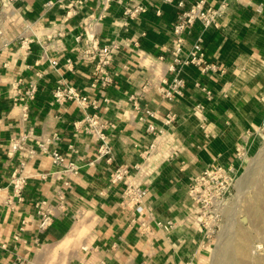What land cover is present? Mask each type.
Instances as JSON below:
<instances>
[{
    "label": "crops",
    "instance_id": "obj_1",
    "mask_svg": "<svg viewBox=\"0 0 264 264\" xmlns=\"http://www.w3.org/2000/svg\"><path fill=\"white\" fill-rule=\"evenodd\" d=\"M207 1L229 4L217 27L196 23L186 32L184 50L189 52L201 36L206 60L220 65L216 72L194 64L166 70L174 59L172 25L180 11L173 2L154 0L139 18H127L126 2L115 0L97 22L102 0H22L11 12L0 11L10 42L0 56V264L18 257L26 264H206L210 241L194 214L189 184L211 164L237 168V147H247L264 123V0ZM23 37L31 40L29 50L20 45ZM93 37L100 45L120 44L106 94L91 86L93 62L81 59ZM51 58L59 61L58 70ZM67 59L73 60L72 69L64 66ZM163 72L169 80L180 76L186 81L174 100L163 98L155 87L143 88ZM16 77L38 81L26 116L12 99ZM59 80L98 100L99 108L87 112L115 122L111 163L96 159V141L75 125L86 110L74 101L55 102ZM133 93H140L138 110L130 99ZM147 109L153 114L147 115ZM167 113L176 114L174 124L164 123ZM149 124L164 132L148 131ZM28 132L30 144L57 132L56 147L82 167L66 187L54 174L61 167L47 155L27 159L23 199L11 207L5 200L13 193L9 181L21 155L8 153L9 142ZM120 164L140 165L126 178L147 190L139 217L122 204L125 183L110 179ZM39 207L54 210L44 230ZM156 220L171 221L173 227L162 229Z\"/></svg>",
    "mask_w": 264,
    "mask_h": 264
},
{
    "label": "built area",
    "instance_id": "obj_2",
    "mask_svg": "<svg viewBox=\"0 0 264 264\" xmlns=\"http://www.w3.org/2000/svg\"><path fill=\"white\" fill-rule=\"evenodd\" d=\"M22 0H0V11L7 13L11 12L15 2ZM112 1L102 0L100 13L96 17V21L102 20L108 12ZM125 1L126 5L123 9V16L127 18H139L141 14L148 11L150 4L154 0H146L145 2H135L134 0H117ZM165 2H173L180 9L175 22L172 25L173 33V62L167 65L166 70L169 72L177 71L178 66L186 64H194L203 72L218 71L220 65L214 62H209L205 58L203 48V38L199 36L196 39L193 47L189 52H185V34L196 23H201L202 26H218L219 18L228 6V1H222L218 5L208 3L207 0H195L190 5L186 4L185 0H163ZM261 10V8H258ZM160 13V10L157 9ZM81 35L76 39L79 41ZM31 40L21 38L20 45L26 50L30 49ZM9 41L4 37V28L0 23V56L9 46ZM120 50V44L115 41L100 45L95 37L91 39L88 46L84 49L81 59L93 62V79L91 86L99 88L101 92L106 94L108 87L114 82V75L111 71V63L115 54ZM163 60V56H159ZM51 66L58 70L59 61L56 58L50 59ZM74 65L73 60L67 59L64 66L72 69ZM155 87L156 91L167 100H174L177 95H182L186 87V81L180 76H175L171 80L167 78L165 73L158 74L144 84L143 88ZM37 80H25L22 77H16L11 81L12 99L23 106L24 115H27L29 102L34 100L38 93ZM210 94V91H208ZM55 102L63 104L66 101H74L79 104L86 114L82 120L75 122L76 126L82 125L84 130L91 135L97 143V158L105 159L107 162H112V144L110 140V131L115 127L114 121H107L102 118L97 112H87L88 108L98 109V100L90 98L82 94L77 88L64 80H59L55 89L53 90ZM140 93H133L130 99L134 102V108L138 110ZM104 102L109 103V98L104 96ZM147 115H152L153 112L149 109L146 111ZM144 117H141L143 119ZM175 113H167L164 116V123L172 125L176 122ZM148 131L154 134H162L164 130L157 128L154 124L148 125ZM259 131H264V123ZM30 133H22L14 136L8 147V153L13 155L19 153L21 159L18 167L11 174L9 185L12 187L13 193L5 200V204L13 206L17 200L23 199V192L28 184V175L25 174V167L27 159L33 158L36 154L42 153L47 155L51 161L61 168L54 172L59 174L63 179L66 187L71 186L73 178L78 175L82 165L70 160L63 152H61L56 145L60 140V135L55 132L50 136L40 138L36 144H30L28 139ZM245 148L240 145L236 152L238 157H242ZM132 168L140 169V165L135 164L129 166L128 164L117 165L110 174L112 182H124L125 189L123 192L122 204L138 214V217L144 211V199L147 195V190L138 184L127 183L126 178L131 172ZM236 183V168L233 164L225 166L223 164L214 163L208 166L203 172L192 178L188 193L193 202L194 214L197 216L200 226L203 229L205 237L209 240L211 235L219 228L222 222L224 209L229 202L232 190ZM17 199V200H16ZM60 202L64 200V195H59ZM46 201L36 204H45ZM39 214V228L44 230L53 221L54 210L50 207L38 209ZM156 225L162 229L169 230L173 227L171 221L163 222L156 220ZM143 225L144 222H141ZM10 264H26L25 261L18 257ZM193 264V263H189Z\"/></svg>",
    "mask_w": 264,
    "mask_h": 264
},
{
    "label": "rangeland",
    "instance_id": "obj_3",
    "mask_svg": "<svg viewBox=\"0 0 264 264\" xmlns=\"http://www.w3.org/2000/svg\"><path fill=\"white\" fill-rule=\"evenodd\" d=\"M209 241L206 264H264V131L245 147L221 225Z\"/></svg>",
    "mask_w": 264,
    "mask_h": 264
},
{
    "label": "bare ground",
    "instance_id": "obj_4",
    "mask_svg": "<svg viewBox=\"0 0 264 264\" xmlns=\"http://www.w3.org/2000/svg\"><path fill=\"white\" fill-rule=\"evenodd\" d=\"M239 252H240V250H239Z\"/></svg>",
    "mask_w": 264,
    "mask_h": 264
}]
</instances>
